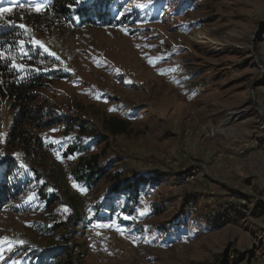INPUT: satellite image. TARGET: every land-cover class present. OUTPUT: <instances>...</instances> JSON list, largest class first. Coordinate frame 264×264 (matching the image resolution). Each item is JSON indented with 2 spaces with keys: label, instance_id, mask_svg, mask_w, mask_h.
Instances as JSON below:
<instances>
[{
  "label": "rangeland",
  "instance_id": "obj_1",
  "mask_svg": "<svg viewBox=\"0 0 264 264\" xmlns=\"http://www.w3.org/2000/svg\"><path fill=\"white\" fill-rule=\"evenodd\" d=\"M36 3L45 9L49 0ZM19 4L24 7L0 5L13 10L0 19V34L25 32L18 25H26L25 44L48 57L40 67L64 76L37 92L38 103L52 117L90 128L83 133L70 122L32 133L63 150L82 146L68 160L73 165L98 155L106 169L92 191L71 182V195L96 221L75 237L86 244L82 264H221L225 255L228 264H264V0H133L114 9L124 25L78 30L33 27L26 15L14 27L16 10L38 14L29 0ZM33 37L60 59L33 45ZM15 114L2 99L0 168L12 160L28 173L35 163L7 148ZM107 119L124 120L127 131L109 135ZM138 178L147 181L138 203L119 201L130 192L111 194ZM191 199H198V210L188 207ZM106 200L112 212L97 213ZM60 202L47 208L30 192L0 212V238L11 242V250L3 245L0 264H31V250L62 245L66 229L45 232L71 217L66 198ZM126 204L131 211L123 214ZM26 207L28 213L15 212ZM217 214L223 217L212 223ZM174 223L179 229H171Z\"/></svg>",
  "mask_w": 264,
  "mask_h": 264
},
{
  "label": "trees",
  "instance_id": "obj_2",
  "mask_svg": "<svg viewBox=\"0 0 264 264\" xmlns=\"http://www.w3.org/2000/svg\"><path fill=\"white\" fill-rule=\"evenodd\" d=\"M131 1L133 0H49L48 6L41 13L32 14L31 16L26 10H23L24 13L21 10H16V16H13L10 21L19 22V18L23 19V16L26 15L31 19L33 27L49 23L63 26L69 30L115 27L124 25L126 18L122 16V19H119L114 9ZM199 1L201 0H183V2H189V4H195ZM153 9L162 14L161 11L163 10L160 6H155ZM262 34H264V31ZM25 38H27L26 32L18 29H11L0 34V50L6 53L10 52L16 56L18 63L27 66L24 72H17L10 67L7 60L0 59V101L7 99L16 111L7 138V148L9 150L11 148L18 149L24 159L34 162L35 165L27 167L28 173L19 170L18 163L12 160L7 161L0 168V212L9 204L18 201L19 198L30 192H35L39 201L44 203L47 208L60 204L62 197L66 198L72 208L71 217L66 222L55 224L51 230L45 229V232L48 233L56 232L61 228L66 229L61 235L62 245L39 250L38 252L31 250L28 254V261L31 264H82L86 255V244L79 243L75 240V237L80 231L86 230L89 225L96 221L94 218V221L87 219L85 209L77 200V196L71 195V182L92 191L106 175V169L99 167L100 157L98 155L84 156L73 165L68 162L69 157H74L75 154L81 152L83 150L82 146L73 144L63 150L56 145H46L41 137L32 133V129L44 130L58 125L70 124V122L75 124V128L83 133L88 132L90 128L88 127L89 123L85 121H70L65 116L52 117L44 106L38 103L39 96L37 92L52 81L61 79L64 76L58 73H47L40 67L47 65L49 60L47 56L41 55L37 47L25 44L23 51L27 53V56H22L19 41ZM35 69H40V71H35ZM104 124L103 127L108 134L114 137L118 133H125L128 126V123L124 120L119 121L116 119H107ZM155 179L152 180L151 185L153 187L158 181ZM143 183L147 184V181L144 178H138L134 183L115 186L110 192L113 195L118 194L119 197L122 195L125 197L130 192V196L125 197L124 200L119 198V201L125 203L135 202L136 204L139 201L138 195ZM233 197L240 198L236 192L233 193ZM197 201L198 199L189 200L188 207L190 210L193 208L198 210ZM109 202L110 200L99 202V209L97 208L96 212H103L102 210L105 211L106 208L107 210L111 209V206H108ZM200 208L204 209L206 207ZM119 210L123 214L131 211L129 204ZM29 211L30 208L27 207L15 208L17 214H25ZM110 211L112 212V209ZM221 217L223 216L217 214L211 217L210 220L215 223ZM179 226L180 224L174 223L171 229H179ZM168 229L170 228L166 230V228L160 226L159 231L166 232ZM227 257L225 255L220 263L228 264L225 262Z\"/></svg>",
  "mask_w": 264,
  "mask_h": 264
},
{
  "label": "snow or ice",
  "instance_id": "obj_3",
  "mask_svg": "<svg viewBox=\"0 0 264 264\" xmlns=\"http://www.w3.org/2000/svg\"><path fill=\"white\" fill-rule=\"evenodd\" d=\"M4 3V0H0V5H2ZM9 4H18L19 7H24L23 4H19V0H8ZM30 5L34 8V10L37 13H40L41 11L44 10V7L41 3H36V0H29ZM12 8L8 7H0V19H3L5 17V14H12ZM10 24H12L14 27L17 26L13 21H9ZM18 27L22 30H24L25 32L28 31L27 26L24 24H19ZM125 32H127L126 29H124ZM30 41L33 45L39 46L40 48H42L45 52H48L50 55L56 57V59H60L57 54L55 52H51L48 47L40 40L33 38H30ZM25 45V41L24 40H20L19 41V46L21 49V55L22 56H27V53L23 51ZM148 47H155L154 45H149ZM163 56L157 57L156 60L154 61L153 59H149V64H154L156 61L163 59ZM0 59H4L7 60L10 63V67L12 69H15L17 72H24L26 70V65H24L23 63H18L17 62V58L16 56L12 55L10 52L6 53L3 50H0ZM45 71H47V69H44ZM35 71H40V69H35ZM173 71H175V69H173ZM162 74V73H161ZM53 131H56L55 129ZM53 143H58V141H53ZM58 155V154H57ZM59 158V157H58ZM73 157H69V159H72ZM64 212H67L68 209L65 207L63 209ZM145 213H141V215H143ZM95 227L97 228H104V227H108V225L105 224H97L95 225ZM18 243L20 244H24V241L21 240ZM8 244V248L9 250H11V242L9 241L8 237H3L0 238V252L3 251V245ZM12 264H20V261H13Z\"/></svg>",
  "mask_w": 264,
  "mask_h": 264
}]
</instances>
